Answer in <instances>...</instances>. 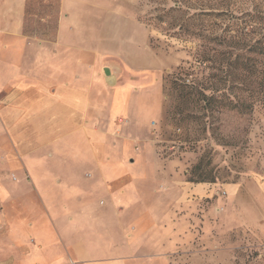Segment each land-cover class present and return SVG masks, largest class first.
<instances>
[{
  "label": "rangeland",
  "instance_id": "rangeland-1",
  "mask_svg": "<svg viewBox=\"0 0 264 264\" xmlns=\"http://www.w3.org/2000/svg\"><path fill=\"white\" fill-rule=\"evenodd\" d=\"M62 4L31 0L26 6L27 40L15 64L19 70L33 56L37 71L8 79L0 89V107L14 89L42 79L40 51H55L58 22L69 16L71 30L92 33L93 48L102 52L101 57L85 56L95 60L96 70L76 69L83 83L92 80L98 99L102 168L88 166L73 177L76 181L66 176L55 184L56 197L88 196L91 211L74 213L73 206L80 204L75 200L58 203L56 211L45 191L13 163L19 153L2 137L0 264H80L69 258L72 244L87 249L93 261L115 258L135 228L173 222L185 225L182 239L189 250L169 252L170 264H264V111H217L207 118L211 128L205 131L191 118L177 124L171 95L172 79L179 74L207 80L210 70L200 64L204 36L238 27V21L243 26L247 17L240 16L264 5L255 0H66L65 12ZM85 47L86 42L79 43V49ZM84 149L89 152L87 144ZM53 150L47 147L46 154L50 157ZM72 159L61 156L58 163ZM130 173L143 178L137 185L146 195L138 208L123 200L134 186ZM170 176L211 190L182 201ZM231 183L237 186H227Z\"/></svg>",
  "mask_w": 264,
  "mask_h": 264
},
{
  "label": "crops",
  "instance_id": "crops-1",
  "mask_svg": "<svg viewBox=\"0 0 264 264\" xmlns=\"http://www.w3.org/2000/svg\"><path fill=\"white\" fill-rule=\"evenodd\" d=\"M27 1L0 0V89L18 72L26 71L34 75L37 71L32 63L35 59L33 56L24 59L25 64L18 68L19 70L15 64L18 60L16 52L27 40L23 37ZM65 4L66 0H63L61 8L66 12ZM68 19L69 16L64 15L58 22L55 51L50 53L46 50L40 51L39 73L42 79L34 86L17 87L4 99V106L0 107V140L6 137L17 150L19 154L15 156L13 163L19 164L20 172L28 174L31 182L45 191L54 210H60L58 203H72L75 200L80 204L73 206L74 213L83 214L91 211L90 198L81 194L72 200L56 197L55 184H60L67 178L66 176L72 180L74 176L82 175L81 170L88 166L93 165L95 169L101 167L103 151L99 142L101 129L98 123L100 119L98 99L90 77L88 81L91 84L83 83L76 69L83 66L96 70L95 60L87 61L85 56L101 57L102 52L93 48L96 40L92 33L73 32L72 23L70 20L68 22ZM80 42H86V47L79 49ZM48 141H52L51 145ZM86 144L89 152L84 149ZM50 146L54 147V150L49 157L46 148ZM66 155L72 156L74 162L58 163L61 156ZM76 160H81L83 166ZM63 170L66 172L65 175L62 174L65 177L61 176ZM106 170L105 172H108ZM101 171L103 173V170ZM2 173L1 170L0 177ZM108 174L113 175L110 172ZM129 176L134 186H131V191L123 193V200L138 208L142 206V200L146 195L137 185L143 178L139 175L132 176L131 173ZM170 179L174 182L172 190L181 194L182 201L188 196L205 195L210 189L207 184H193L183 178L175 179L171 176ZM76 180L77 178L73 179V182ZM227 186L235 188L237 184L231 183ZM79 208H85L86 211L79 212ZM66 211L69 209L66 208ZM171 224L173 230L169 229ZM184 226L173 222L169 223V226L158 223L152 229L141 227L138 231L135 228L130 238H126V241L117 248L119 256L115 258H98L93 261L89 258L87 249L72 244V252L68 249L69 258L80 264H137L141 259H148L149 263L154 262L152 264H170L169 252L175 249L178 254H184L189 250L187 240L182 239ZM66 234L70 238L68 230Z\"/></svg>",
  "mask_w": 264,
  "mask_h": 264
},
{
  "label": "trees",
  "instance_id": "trees-1",
  "mask_svg": "<svg viewBox=\"0 0 264 264\" xmlns=\"http://www.w3.org/2000/svg\"><path fill=\"white\" fill-rule=\"evenodd\" d=\"M255 1L264 5V0ZM30 2L27 1V7ZM242 16L247 17L243 26L238 21V27H224L221 34L202 38L200 64L210 70L206 81L187 79L182 74L172 79L173 118L180 116L177 124L191 118L210 131L206 120L217 111H264V9L256 7Z\"/></svg>",
  "mask_w": 264,
  "mask_h": 264
},
{
  "label": "water",
  "instance_id": "water-1",
  "mask_svg": "<svg viewBox=\"0 0 264 264\" xmlns=\"http://www.w3.org/2000/svg\"><path fill=\"white\" fill-rule=\"evenodd\" d=\"M105 72H106L107 75H110V74H111V70H110V68H109V67H106V68H105Z\"/></svg>",
  "mask_w": 264,
  "mask_h": 264
}]
</instances>
